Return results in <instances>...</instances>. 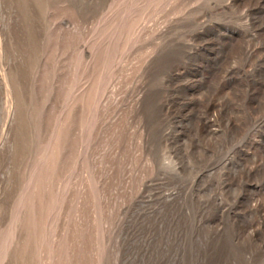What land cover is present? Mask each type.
I'll return each mask as SVG.
<instances>
[{
	"label": "rangeland",
	"instance_id": "rangeland-1",
	"mask_svg": "<svg viewBox=\"0 0 264 264\" xmlns=\"http://www.w3.org/2000/svg\"><path fill=\"white\" fill-rule=\"evenodd\" d=\"M0 264H264V0H0Z\"/></svg>",
	"mask_w": 264,
	"mask_h": 264
}]
</instances>
